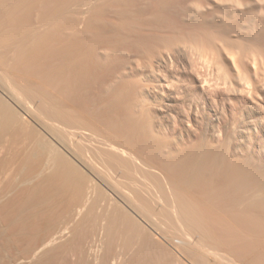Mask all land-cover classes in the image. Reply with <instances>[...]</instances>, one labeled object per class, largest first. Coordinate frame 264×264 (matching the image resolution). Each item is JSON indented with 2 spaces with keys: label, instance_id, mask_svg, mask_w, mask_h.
Here are the masks:
<instances>
[{
  "label": "rangeland",
  "instance_id": "374dc122",
  "mask_svg": "<svg viewBox=\"0 0 264 264\" xmlns=\"http://www.w3.org/2000/svg\"><path fill=\"white\" fill-rule=\"evenodd\" d=\"M36 1L39 2L38 0ZM36 1L31 0V3ZM45 1L42 0V2ZM67 1L68 3L66 4ZM85 1L49 0L45 2V4L47 3L48 7L50 6L49 9L52 8L55 10L53 7H56L58 12L61 10L64 11V9H66L65 7L69 6L66 9V13H68L66 16L69 14L73 16H67V20L70 19L74 20V22L78 21L77 23L80 22L79 24L83 25L81 26L82 29L87 26V29H84L86 32L80 30L83 34L81 33L82 36L79 34L80 36L78 37L79 39L81 37V39H84L83 41L80 39L83 44L81 42H79V44L75 43L79 45L75 47L79 48L82 46L81 49L87 47V50L85 48L83 52L86 53L88 51L89 54L86 53V55L88 54L87 56L91 58L93 51L95 54L97 51H103L105 56H102V59L104 61H102V59L100 60L102 67L99 62L96 64L93 62L95 65L92 64V59L89 58V62H86L89 66L87 64H82V66L81 64H77L76 61L74 64V61L67 58L64 63L66 67H69H67V69H70V72L66 68V72H63L65 70L62 68L60 74V71L59 73L56 72L57 70L55 71V68H59L58 66L64 64L60 61L62 59L59 60L55 54L58 51V46L47 42L51 50L44 51L43 47L38 43H33L31 46L27 47L24 57L19 61V63L21 61L23 62L19 65H15V72L21 71V69H19L21 67H27L26 69H31L33 67L32 71L34 73L29 72L33 73L31 75L35 76L36 83H34V85H36V87H41L45 81L52 79L50 82L52 81L51 87L53 88L48 86L50 93L53 96L59 94L58 96L63 100L61 101L64 102L65 105L70 103L67 104L68 106L66 105V107L75 105L70 108L76 107V112L80 109L81 113L78 111L77 114H80V116L87 121V124H91L92 122L93 124H91V126L93 125V128H97H95V131H98L99 128L100 133L102 135L104 133L105 137H108V135L110 137L117 135L118 129L122 130L119 127L127 123L126 121L128 120L127 118L130 117L129 115L140 113L139 115H141L142 120L151 117L155 120L157 126L161 128V130H157L160 135L156 133L159 135L158 139L160 137L162 143L164 141H173V143L175 142V144H177V150L179 149L178 152L176 151L179 155L174 152L175 155L173 154L171 158L166 160L168 156H163L164 154H161V152L159 153V146L149 143V147L148 143L147 145L143 143L146 145V148H144L140 140H137L139 142L136 141V139H138L137 136L131 139L129 136L130 133L126 132V135L124 132V140L126 138L125 136H127L128 138L126 140L132 143V146L128 143L129 147L135 148H132L133 150H131V152L139 156V154L142 155L144 150H146V152L149 151L146 153L147 155L144 154L145 151L143 154L145 157L147 156V160L150 158L152 160L150 159L149 162L147 161L148 166H145L147 169L145 167H135L133 164L130 165H133L132 168L128 166L129 169L127 167V171L132 169L131 173H133L134 176L132 174L129 175L130 172L126 173V175L120 173V171L124 172L123 169L126 170V168H124L125 166L123 169L119 166L120 170H118V166L115 167V164L109 162L110 169H112L114 174L116 170L118 174V178L117 176L113 177L117 180H113L112 176H110L111 179H109L111 182L114 181V184H116V181L119 188L125 187L126 189H121L126 192L130 190L129 193L133 196L135 193H138L139 188L147 191L146 193H144L143 190L139 191L138 194H141V196L138 194L136 195L141 197L139 199L140 201H138L139 203H143L142 206L145 205L144 207L146 208L148 206V212L141 204L139 206L138 201L137 204L135 203L136 201L133 202L136 205L135 207L140 210L136 211V213L139 214L137 215L129 209L127 212H131L133 216H135L134 218L132 214L129 213V215L131 214V219L137 220L135 223V225H137H134L135 230L132 229L130 232L123 230V228H117L112 230L113 232L110 237L106 236L108 241L112 242L110 244L112 252L107 256V262H111V256L115 255L116 257L121 256L120 260L122 264H210L201 263L193 252L201 248H209L210 250L212 248L214 252L223 256L220 264H264V224L262 223L264 221H261L253 212L247 215L245 214V188L249 187L248 181L245 179V166H247V171L258 170L264 174V132H262L263 128L261 125L257 126L258 123L264 119V0H95L97 4L95 2L91 3V1L94 0H88L87 3ZM37 2L35 5L40 3ZM45 4L42 5L45 6ZM40 6L37 5V7ZM46 7L47 6L44 8L41 7L42 9H37L43 11L46 10ZM41 10L39 11L41 12ZM46 11L49 12L50 10L48 11L47 9ZM46 11L44 12L46 13ZM253 13L256 17H253ZM2 14L3 13L0 15V23L4 25L1 27V30H4L6 27L5 29L8 28V30H5L6 32L8 31L9 34L11 33V36H17L19 34V26H17L19 23H10L6 18L2 20V17H4ZM212 19L215 20L213 21ZM64 20H66V17ZM70 20L68 22L72 24L71 22L73 21ZM245 20L246 23H244ZM68 22H66V24L64 21L63 24L69 25ZM20 29L22 30L21 27ZM84 43H86L85 46ZM89 46L97 49H91L92 47L88 48ZM81 49L79 50L81 51ZM66 62H68L69 65ZM26 64L29 65L27 66ZM0 65L4 68L3 70L7 75L12 78V81L16 80V83L21 82L19 78L15 79V77L11 75L13 73L11 66L14 67V65L10 64L9 67H4L5 64L1 60ZM23 65L25 66L23 67ZM90 65H93L91 67H96L93 69ZM97 65L100 68H97ZM85 66L90 67L91 71H88L89 68L87 67V70ZM79 68L84 69V71L82 69L81 71ZM75 71L79 74L75 73ZM86 72H89L90 75ZM73 75L76 76L73 77ZM74 78L77 80L76 82ZM1 82L2 81H0V83ZM63 86H67V90ZM112 86L115 89H113ZM52 89L55 90V93ZM98 94H100V97H97ZM83 107H86V110H88L86 111ZM138 111H143V113ZM174 125H176V128H174ZM122 131L119 132L122 134ZM218 132L219 137L215 138L214 134ZM114 133L117 134L111 135ZM91 143L92 142L82 141V145L86 148L90 146L93 147ZM135 144H137L136 147H134ZM194 146L200 148L201 153L194 152L196 151ZM94 149L95 148L91 149V151ZM185 150L186 153L188 151L190 155L194 154L192 155L193 158L199 157L197 158L195 172L194 170L189 172L188 170H184L185 168L183 167H177L174 162L170 160L174 156L181 157L185 155ZM159 154H161V156ZM144 155H142V157ZM201 155L205 156L202 158ZM160 159H162L163 163L166 162V164L163 165ZM159 160L160 162H158ZM150 161H153V164ZM159 163L161 164L159 165ZM156 164L160 167L158 168ZM151 165H153L152 167H154V170L150 169ZM166 165L170 168H167ZM203 165L206 170L214 167L220 172L222 171V173H218L219 171L214 168L208 172ZM220 165L223 170L220 168ZM172 166L173 168H171ZM138 167L142 168L144 171L147 170L145 171L148 174L147 176H150L149 174L151 171L149 170H152L151 174L155 173V171L156 173L158 171V173H155L156 175L152 174V176L148 177L146 180V173L143 174L142 172L144 171H141L142 169H140V171L137 170ZM135 168H137L136 170L139 171L140 174L142 173L143 176L142 174L138 175L139 172H137V174ZM161 168L163 171H161ZM197 168H199V171L201 169L203 170L199 172ZM104 170L105 169H103L102 173L104 176L112 172L111 170L110 172H105L106 170ZM182 170L184 171L182 172ZM203 172L204 175L207 176L206 178L210 177V179L208 178V184L211 185L208 187V184L205 183L207 190L205 184L201 180L204 176ZM193 173H196V178ZM85 174L86 178H93L91 174H88L86 171ZM220 174L223 177L219 176ZM123 175L125 178H128L124 179L123 177L119 179V176ZM162 175L167 178H159L160 181L163 182L161 184L157 177ZM131 176L135 178H131ZM136 176H138V178ZM153 176H157L155 179H158L159 182L156 180L158 183L154 182L155 179L151 180ZM218 176L225 184L227 183L228 189L226 187L221 189L217 186L218 180L220 182ZM107 177H109V175ZM129 178L131 180H129ZM144 178L146 183H143V181H145ZM170 178H172L173 181ZM190 178L193 179L190 180ZM140 179L141 181H139ZM213 179H218L216 185L215 181H212ZM150 180L154 183H151ZM129 181H133L134 185ZM167 181H172L171 185L169 184L170 182H168V185H170L169 187ZM134 182L139 185L143 184L145 188H143V185L139 187L137 184L138 188ZM159 183L162 187L163 184L166 185L164 186L166 187L163 189L164 191L160 189L162 187ZM213 183L214 185H212ZM97 184L100 186L98 182ZM156 184L160 187H156ZM172 184H175L174 189L179 192L172 189ZM175 187L179 188L176 189ZM170 188L172 191H168ZM149 189L152 190L148 191ZM165 189H167L168 193ZM133 190H135V193ZM101 191H103L102 188ZM173 191L174 193L171 194L174 195H171L170 192ZM200 191H202V194ZM205 191H209L208 196L210 197H206V195V198L204 197L203 193H205ZM148 192L149 194L152 192V198L149 194L146 195ZM153 192L155 193L153 194ZM175 192H178V194H175ZM198 192L201 196L197 194ZM195 193L199 198L201 197L200 199L203 200L202 202L201 200H196L194 196H191ZM102 195L104 196V193H102ZM161 195L163 198L159 197ZM153 196L155 198L157 197V199ZM212 196L213 199L209 200ZM241 196L243 197L241 198ZM172 197L177 201L179 199V201H175ZM141 199H145V201L150 200V202L148 201L145 204ZM180 201H184L183 203L187 206V208H185L186 214L183 212V215L185 214L186 217H188L189 213L191 221L188 220V222L190 224L188 222L185 223V219H182L183 215H180L181 213L177 210L179 209L177 205ZM251 203L256 210L264 212V199H255L252 200ZM170 206L171 208H169ZM172 206L175 207V209L172 208ZM124 208V210H126V207ZM137 208H135V210ZM139 208H143V210ZM191 209H194L192 211L193 213ZM203 209H206V213ZM196 213L197 215L195 216L194 214ZM142 215L147 217V221L150 220L154 222L153 226L157 223L160 229L157 225L154 226L155 228L153 226L152 228L148 226L150 221L146 222L145 217ZM179 216H181V218H179ZM142 217L144 219L141 220ZM193 217L195 219L197 217L196 220L198 221ZM208 218L212 220H208ZM117 222L121 224L120 221L117 220ZM191 223L193 225H191ZM224 224L227 227H225ZM189 225H191V227H189ZM247 226L251 227L247 228ZM86 231L88 233H86L87 236H85V232L82 234V236L85 237L82 238H87L86 241L84 240L85 242L82 239L85 251L84 260L87 261L88 257L86 256H90L92 262L103 264L105 256L104 250H101L99 254L96 255L93 254L94 252L90 253L89 251L92 242H88V237H90L89 241H92L91 239L95 235L94 233H96L95 226H93V228L90 226ZM200 232L203 234L201 235ZM211 238L214 240L213 242ZM208 240L211 241L209 242ZM254 240L257 241V243ZM258 240L261 242H258ZM105 242L107 243V240ZM131 261L133 263H130ZM68 264L81 263H75L74 258L68 256Z\"/></svg>",
  "mask_w": 264,
  "mask_h": 264
},
{
  "label": "bare ground",
  "instance_id": "6f19581e",
  "mask_svg": "<svg viewBox=\"0 0 264 264\" xmlns=\"http://www.w3.org/2000/svg\"><path fill=\"white\" fill-rule=\"evenodd\" d=\"M0 1H2V2H0V15H1V13L4 14V15L2 14V16H4V17H2V20H3V18H6L10 23H16V24L19 23V25H17V26H19V32H18L19 34L17 33L18 34L17 36H14L13 34H12L13 36H11L10 35L11 33L9 34L8 31L7 32L5 31V30H8V28L5 29L6 28L5 26H7V25L4 26L5 27L4 30L3 29L1 30V27L4 24L2 25L0 23V60L5 64L4 67L5 66L9 67L10 64L14 65V67H15V65H19L20 63H22L23 61H21L20 63H19V61L21 60L22 57H24V53L26 51V48L31 46L33 43H38L40 46L43 47L44 51L45 50H51V48L48 47V45H49L48 43L56 44L58 46V51L55 54L59 60L62 59V60H60L62 63H64V61H66V59L69 58L70 60L74 61V64L77 62V64L86 65L89 62V59H92L91 60L92 62L90 61L92 64H94V63L96 64L98 62L101 63L100 60L103 58L102 56H105V54L101 50L100 51L104 55L100 51H97L95 54L94 51L92 50L93 55H91L92 56V58H91L90 56H87L89 54L88 51L86 52V53H88L87 55L85 52H83L85 48L87 50V47H83L82 48L83 50L81 49L82 46H80L79 48H76L79 45H77L75 43L79 44V42H81L80 39L82 38V37L80 39L78 38L80 36L79 34H81L82 32H86V30L84 31V29H87V26L83 27V29H82L81 26H83V25L79 24L80 22L77 23L78 21L74 22V20H70V19L69 20L73 21V22H71L72 24H69V22H68L69 20H67V19H68L70 14L67 15L68 17L66 16V14H68V13H66L67 12L66 9L69 6L65 7L66 9H64V11L61 10L62 12L61 11L58 12L56 10L57 9L56 7H53V8H55V10L52 8H51L52 9L51 10V9H49L50 6L48 7V4L47 3H46L47 5L45 4V2H48L49 0H47V1L43 0L45 2H42V0H38L40 3L37 2L36 0H34L37 3H39L40 5L45 4V6L48 7V8L46 7V10L47 9H48V11L50 10L49 12H47L46 10H43V11L41 10L45 6H43V5L40 6L39 4H37L38 6H40V7H37V5H35L36 2H33L34 3L33 4V3H31V0H0ZM87 1H85V2L87 3ZM79 2H80V0H79ZM92 2H95V0L91 1V3ZM67 3H68V1L66 2V4ZM76 3H77V1H76ZM91 6H92V4H91ZM37 8H41V9H37ZM72 9H76V8H72ZM39 10H41V12ZM44 11H46V13ZM55 11H57V12H55ZM17 14H18V16H17ZM65 17H66L67 21L64 20ZM253 17H256V16H254V13H253ZM258 20H260V19H258ZM64 21H65V23L68 22L69 25H65V23L63 24ZM5 22H7V21H5ZM242 23H243V21H242ZM244 23H246V20ZM248 26H249V24H248ZM20 27L22 28V30L20 29ZM20 30H21V32H20ZM80 30L82 32H80ZM236 31H237V29H236ZM239 31H240V29H239ZM82 34H81V36H82ZM95 39H96V37H95ZM81 40L83 41L84 39H81ZM96 41H97V39H96ZM85 44L86 43H84V46H85ZM91 47L92 46H89L88 48H91ZM95 47H97V46H95ZM95 47H92L91 49H97ZM79 49H81V51L83 53ZM113 52H114V49H113ZM26 53H28V52H26ZM252 60H254V59H252ZM102 61H104V60L102 59ZM66 63H68V62H66ZM26 65L28 66L29 64H26ZM68 65H69V63H68ZM81 65H79V66H81ZM87 65L89 66V64H87ZM98 65H100V64H98ZM98 65H97V68H100V67H98ZM24 66L25 65H23V67ZM88 66H85V67L87 68ZM91 66H93V65H90V67ZM100 66L102 67V63ZM14 67L11 66V69L13 70V73L11 75L14 76L15 79L19 78L21 80V82H19V83H16V80H14V78H13L14 81H12V78L7 75V73L3 70L4 68H2L0 65V81H2L0 83V264H34V262H35V264H49V263H51V264H56V263L68 264V256L70 258L71 257L74 258L75 263L96 264V262L91 261L90 256H86V257H88L87 261L84 260L85 251H84V247H83V241L84 240L86 241L87 238L84 239L85 237L82 236V234H84L83 232H85V236H87L86 230H88V228H90V226L92 228H93V226H95V229H96V231H95L96 233H94L95 235L93 236V238L91 237L92 241H89L90 237H88V242H92V245L89 247L90 253L94 252L93 254L96 255V254H99V252L101 250H104L105 256H104L103 264H122L121 260H120L121 256L116 257L115 255L111 256L112 257L111 262H107V256L110 255L112 252V247L110 245L112 242L108 241L106 236L110 237L112 235V232H113L112 230H115L117 228H123V230H125V231H130V230L134 229V225L137 222V220L131 219L130 216L132 214L131 212L136 213L138 208L135 207L136 205L133 202L136 201L135 203L137 204V201L141 198L140 197L141 194H138L139 191L143 190L144 193H146L147 191L139 188L143 184L139 185L137 183L139 185V187H138L136 182H134L140 190L138 189V193H135V190H137V189L134 188L135 190H133V192L135 194L133 196L129 193L130 190H128L129 192H126L125 190L121 189V188L126 189L125 187L119 188V186H117L118 184L116 181H115L116 184L113 183L114 181L111 182L110 176H112V179L115 180L116 178H113V177L117 176V178H118V174L116 173V170H115L116 175L113 173L112 169H110L111 167L109 166V162L115 164V167L118 166L117 167V168H119L118 170H120V167L123 169V167L125 166L124 168H126V170L123 169L124 172L120 171V173L126 175V173L130 172L129 175L132 174L133 176H134V174L131 173V170H132L131 168L133 167V165H135V167L139 166L142 168H144L145 166H148L147 161L149 162V160L151 159L150 154H149V156H150L149 160L146 159L147 156L145 157V155H147L146 153L149 152L148 149H147L148 152H146V150H144L145 155L143 154L144 151L142 152V155H144L143 157L141 154H139V156L134 155L135 153L131 152V150H133L135 148L129 147L128 143L131 144L130 146H132V143L129 142V140L128 141L126 140L128 138L127 136H125L126 141L124 140V136H123L124 132H125V134H126V132L130 133L129 136L131 137V139H132V137L135 138L137 136L138 139H136V141L140 140L142 142L141 143L142 145H144L143 143H145L146 145H147V143H148V145H149V143H151L152 145L155 144V145L159 146L158 149L160 148L159 149L160 151L159 150H157V151H159V153L161 152V154H164L163 156H168V157H166V160L171 158V156L174 154V152L176 153V151L177 152L179 151V149L177 150V147H176L177 144H175V142L173 143V141L172 142H165L164 141L162 143L160 141V137L158 139V136L160 134L157 132V130H161V128H159L157 126V124L155 123V120H153V118H151V117L148 119L142 120L141 115H139L140 113L136 114V115L131 114L132 116L129 115L130 117L127 118L128 119L126 121L127 123L123 124L122 127H119L123 131L118 129L119 131L123 132L122 134L117 130L118 132L117 131L116 132L118 134L117 133L111 134V135L117 134L115 136H112L113 138L110 137L109 135H108V137L107 136L105 137V134L102 131L101 132L103 133V135L100 133L99 128H98V131L97 130L95 131L96 127L93 128V125L91 126V124H93L92 122L90 124L88 121V123L90 125L87 124V121L85 119H83L82 116H80V114H77L78 111H79V113H81L80 109H78V111L76 112V110H77L76 107L70 108V107L75 106V105L73 106L72 104H71L72 106L69 105L70 107H66V105L70 104V103H67L65 105V103L62 102L63 100L60 99V97L58 96L59 94H55V96L57 95L59 97L58 98L57 96L55 97L50 93L49 87H51L52 81L50 82V80H52V79H50V80L48 79L47 81H45L43 86H41V87L37 86L36 87V85H34V83H36L35 82V76L31 75L34 73L32 71L33 67L31 69L29 68L30 69L29 70V69H26L27 67L22 68L20 66L21 68H19V69H21V71H17V73L15 72L16 67L15 68ZM58 67L59 68H55V71L57 70L56 72H58V73L60 71V74H61L62 68L65 70V68L67 69L68 66L66 67V65L64 63ZM90 67H88L89 70L87 68L88 71H91V68L94 69L96 66L91 67V68ZM80 70H79V72H80ZM82 70L84 71V69H82ZM29 71L33 72V73H30ZM68 71L70 72V69ZM63 72H66V70ZM71 73H72V71H71ZM75 73L79 74L76 71H75ZM86 73L88 74L89 72H86ZM89 75H90V73H89ZM57 76H58V74H57ZM74 76H76V75H73V77ZM58 79H59V77H58ZM74 80H75V78H74ZM76 81L77 80H75V82ZM72 82H74V81H72ZM54 84H55V82H54ZM61 84H62V82H61ZM77 86H78V84H77ZM66 87H64V88L66 89ZM51 88H53V87H51ZM112 88H113V86H112ZM113 89H115V88H113ZM104 90H106V89H104ZM54 91L55 90H53V92ZM118 93H120V92H118ZM100 94H98L97 97ZM104 99H103V101H104ZM114 99H115V97H114ZM63 103H64V105H63ZM83 108H85V110H86V107H83ZM138 112L143 113V111H138ZM87 113H89V112H87ZM83 125H84V127H83ZM259 125H261V127L263 128L262 132H264V119H262L258 123L257 126H259ZM89 127H92L93 129L89 128ZM174 128H176V125H174ZM130 137H129V139H130ZM214 137L218 138L219 132L215 133ZM82 141L83 142L84 141L92 142L91 144L93 145V147L90 146V147L86 148L85 146L82 145ZM137 142H139V141H137ZM142 145H141V147H142ZM146 145H144L143 147L146 148L145 147ZM136 146H137V144H135L134 147H136ZM149 147H150V145H149ZM93 148H95V149L91 151V149H93ZM155 148H156V146H155ZM195 148H196V146H194V149ZM139 151H140V149H139ZM184 152H185V155H183L181 157H178V156L175 157L174 156L170 160H172L177 167H183V168H185L184 170H188L189 172H192L194 170V172H195V169L197 167V158H199V157L193 158L192 155H194V154L190 155V153L188 151L186 153V150ZM194 152H196V153L200 152L201 153V150H200V148H196V151H194ZM155 153H156V151H155ZM161 154H159V155L161 156ZM177 155H179V154H177ZM197 156H198V154H197ZM204 156L205 155H203L202 158ZM155 159H156V156H155ZM162 159H160V160L162 161ZM160 160L158 162H160ZM216 160H218V159H216ZM150 162L152 163L153 161H150ZM131 164H133V165L130 166ZM160 164L161 163H159V165ZM162 164L164 165V164H166V162L163 163V161H162ZM171 164H173V163H171ZM212 164H214V163H212ZM163 165H162V168L164 167ZM128 166L131 167L130 171H127ZM152 166L153 165L150 166L151 167L150 169L154 170V167H152ZM173 166L171 168H173ZM198 166H199V164H198ZM129 167H128V169H129ZM139 167H138V169L135 168L136 173L139 172L140 169H142ZM159 167L160 166H158V168ZM166 167L170 168L168 165H166ZM203 167H204V165H203ZM221 167L222 166L220 165V168ZM102 168L106 170V171L104 170L105 172H107V171L110 172V170L112 171V172H110V174L107 173L109 175V177H107L108 175H106V174H105V176H104V174H102L103 173ZM213 168L214 167H212V169ZM136 169L139 171H137ZM163 169L161 171H163ZM197 169L199 171V168H197ZM212 169H209V170H212ZM221 169L223 170V168H221ZM84 170L88 174H91V176L93 178H90V179L86 178V174H85ZM184 170H182V172ZM201 170H203V169H201ZM205 170H206V168H205ZM209 170H208V172H209ZM215 170L219 171L217 168ZM125 171H127V172H125ZM141 171H144V170L142 169ZM145 171H147V170H145ZM145 171L142 173L143 174L146 173L145 175L147 176L148 174ZM149 171L152 172V170H149ZM180 171H181V169H180ZM151 172L149 174L150 176L146 177V180L148 177H151L152 174L156 175L158 173V171H157V173L155 171L156 174L155 173L151 174ZM204 172H203V175H204ZM212 172H215V171H212ZM218 173H222V171L221 172L219 171ZM141 174L139 172L138 175H141ZM143 174H142V176H143ZM159 174H161V173H159ZM162 174H164V173H162ZM193 174L195 176L196 173H193ZM214 174H216V173H214ZM166 175H167V173H166ZM133 176H131V178H135ZM157 176H155V177H157ZM187 176H188V173H187ZM191 176H192V173H191ZM219 176H221V174ZM119 177H120L119 179H121L124 177V175L119 176ZM136 177L138 178V176H136ZM155 177L153 176V178H151V180L155 179ZM161 177H163V175L160 177H157V178L159 179ZM206 177L207 176L204 175L201 179L204 184L209 183L208 178L210 179V177H208V178H206ZM221 177H223V176H221ZM126 178H128V177H126ZM126 178L124 177V179H126ZM164 178H167V177H163V179ZM195 178H196V176H195ZM141 179L139 181H141ZM158 179H155L154 182H156V180L158 181ZM170 179H172V178H170ZM191 179H193V178H190V180ZM219 179H220V182L218 179H216V180L213 179L212 181H215V185H216L217 180H218V185H217L218 187H220L221 189L226 187L228 189L227 183L225 184L221 180L220 177H219ZM245 179L248 181V185H249L248 188H245V214L247 215L248 213L253 212V213H255L256 216H258L260 218L261 221H264V212H262L260 210H256L251 203V201L255 200V199H261V200L264 199V174L258 170L247 171V166H245ZM129 180H131V179L129 178ZM144 180H145V178H144ZM146 180L143 181V183L144 182L146 183ZM96 181L100 184V186L97 184ZM159 181H160V179H159ZM172 181H173V179H172ZM129 182H131V181H129ZM154 182L151 181V183H154ZM158 182H156V183H158ZM168 182H170V181H167V185H168ZM171 182L169 183L170 185H171ZM151 183H150V185H151ZM162 183L163 182H161V184ZM203 183H201V184H203ZM131 184L134 185L133 181L131 182ZM165 184H163V187H162V185H160V183H159V185L162 187L160 189L163 190L164 188H166V187H164V186H166ZM146 185H148V184H146ZM156 185H157L156 187H160V186H158V184H156ZM170 185H168V187ZM174 185L172 184L173 190H175ZM209 185H211V184H208V187H209ZM212 185H214V183ZM179 187H175V188L177 189ZM199 187H201V186H199ZM205 187H206V184H205ZM101 188L103 191H101ZM143 188H145L144 185H143ZM146 189H147V187H146ZM152 189H149L148 191H151ZM172 189L170 188V189H168V191H170V190L172 191ZM165 190L168 193L167 189H165ZM206 190H207V187H206ZM175 191H178V190H175ZM166 192H164V193H166ZM178 192L177 193L175 192V194H178ZM208 192L205 191V193H203L204 197H205V195H206V197L209 195ZM217 192H218V190H217ZM102 193H104V196L102 195ZM154 193L155 192H153V194ZM171 193H174V191L170 192V194ZM200 193L202 194V191H200ZM210 193H211V191H210ZM242 193H239V194L241 195ZM136 194H138L140 196L138 197V195H136ZM148 194H149V192L146 195H148ZM151 194H152V192H151ZM151 194H149L150 197H151ZM197 194H199V192ZM171 195H174V194H171ZM203 195H202V197H203ZM215 195H214V197H215ZM191 196H194L196 198V200L197 199L201 200L200 199L201 197L199 198V196L196 195V193L194 195H191ZM146 197H149V196H146ZM159 197L161 198L162 195ZM180 197H181V195H180ZM208 197H210V196H208ZM242 197L243 196H241V198ZM176 198H179V197H176ZM217 198H219V197H217ZM155 199H157V197ZM172 199H174V198L172 197ZM207 199H209V198H207ZM212 199H213V196L209 200H212ZM174 200L177 201L176 199H174ZM139 201H138L139 206H140V204L142 206L143 203H139ZM142 201L145 202V204L148 201L150 202V200L145 201V199ZM178 201H179V199H178ZM202 201L203 200H201V202ZM151 202H152V199H151ZM155 202H157V201H155ZM183 202L184 201H180L178 203V205L176 204L179 208V209H177V210H179L178 212L181 213L180 215H183V212L185 213V208H187V206ZM149 204H152V203H149ZM174 204H175V202H174ZM198 205H199V203H198ZM144 206H142V207H144ZM177 206H176V208H177ZM202 206H200V207L204 208ZM124 207H126V210H124L125 209ZM135 208H137V209L135 210ZM144 208H146V207H144ZM147 208H148V206H147ZM147 208H146V211H147ZM169 208H171V206ZM172 208L175 209V207H173V206H172ZM241 208H240V210H241ZM128 209L131 212H127ZM139 209H141V208H139ZM198 209H200V208L198 207ZM134 210H135V212H134ZM141 210H143V208ZM193 210L191 209V212ZM138 211H140V210H138ZM150 211H152V210H150ZM187 211H188V209H187ZM200 211H201V209H200ZM194 212H196V211H194ZM129 213H131V214L129 215ZM205 213H206V211H205ZM208 213H207V215H208ZM141 214H142V212H141ZM185 214L183 215V218H182L183 220L185 219V223L188 222V220L191 221L190 217H189L190 216L189 213H188V217H186ZM194 215L196 216L197 213ZM252 215H254V214H252ZM132 216H133V214H132ZM142 216H144V215H142ZM133 217L135 218V216H133ZM179 218H181V216H179ZM201 218H202V215H201ZM142 219H144V218L142 217L141 220ZM196 219H197V217H196ZM210 219L208 218V220H210ZM230 219H234V218H230ZM117 220L120 221L121 224H118ZM145 220H146V222L150 221V220L147 221V217H145ZM97 221H99V222H97ZM192 221H194V220H192ZM196 221H198V220H196ZM230 221H232V220H230ZM182 222H184V221H182ZM262 223L264 224V222H262ZM153 224H154V222L150 221V224L148 226H150L152 228ZM155 225H157V223ZM191 225H193V224L191 223ZM191 225H189V227H191ZM183 227H184V225H183ZM187 227H188V225H187ZM194 227H192V228H194ZM225 227H227V226L225 225ZM250 227L247 226V228H250ZM154 228H153V230L155 231ZM199 228H200V226H199ZM159 229H160V227H159ZM190 231H192V230H190ZM200 234H201V232H200ZM184 235H185V233H184ZM201 235H200V237H201ZM82 237H84V238H82ZM209 237H204V238H209ZM186 238H188V237H186ZM82 239H83V241H82ZM106 240H107V243L105 242ZM196 240H198V239H196ZM205 241H206V239H205ZM213 241L214 240L212 239V242ZM196 242H198V241H196ZM255 242L257 243V241H255ZM258 242H261V241L258 240ZM258 244H260V243H258ZM114 245H115V243H114ZM209 245H210V243H209ZM252 246H254V245H252ZM198 248H200V247H198ZM211 250H212V248H211ZM211 250L209 248L208 249L207 248H201L200 250L193 252V253L199 259V261H201V263L204 262V263H210V264L211 263L212 264H220L221 259H223V256L220 254H217L216 252H214V250H212V251ZM93 254H90V255H93ZM124 256H126V255H124ZM86 257H85V259H86ZM43 258L45 260L47 259L48 261L47 260L45 261ZM41 259H43V260H41ZM130 263H133V262L131 261Z\"/></svg>",
  "mask_w": 264,
  "mask_h": 264
}]
</instances>
